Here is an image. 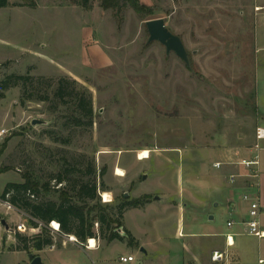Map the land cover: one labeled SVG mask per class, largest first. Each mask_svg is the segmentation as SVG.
Instances as JSON below:
<instances>
[{"label":"rangeland","instance_id":"374dc122","mask_svg":"<svg viewBox=\"0 0 264 264\" xmlns=\"http://www.w3.org/2000/svg\"><path fill=\"white\" fill-rule=\"evenodd\" d=\"M102 1L92 0L86 10L70 0H10L0 9V82L11 75L53 82L69 77L93 104V127L84 130L69 126L67 107L52 113L49 103H22V87L8 91L0 100V197L28 172L52 188L41 199L58 202L54 189L62 188L52 177L65 165L83 170L94 161L98 174L104 172L98 179L106 190L99 192L103 207L114 210L125 200L162 193L173 200L187 186H210L200 172L199 179L189 173L203 162L210 168L208 153L228 145L245 155L257 152L256 130L264 127V0H140L153 12L146 16L130 8L116 14ZM157 19L182 40L190 67L160 43L148 44L146 23ZM34 85L30 91H42ZM51 131L70 143L53 142ZM260 148L264 170V142ZM145 150L150 157L138 160ZM118 167L124 178L116 176ZM105 193L110 203L103 202ZM21 212L0 206V264H31L26 252H10L19 223L27 228L24 235L34 231ZM149 217L139 210L126 217L138 246L100 240L99 251H86L88 242L55 235L54 247L30 254L43 264H123L125 254L135 259L131 264H188L192 240L178 238L177 219L165 217L157 235ZM121 222L124 235L125 218ZM213 226L217 233L227 227L223 219Z\"/></svg>","mask_w":264,"mask_h":264},{"label":"trees","instance_id":"16d2710c","mask_svg":"<svg viewBox=\"0 0 264 264\" xmlns=\"http://www.w3.org/2000/svg\"><path fill=\"white\" fill-rule=\"evenodd\" d=\"M74 6L90 9L92 0H70ZM10 0H0V9L10 7ZM101 6L105 10H112L116 14L125 8L132 9L139 16L152 15L153 12L140 0H103ZM31 8H35L32 4ZM37 86L42 91H30V87ZM22 87V103L38 101L49 103L52 113L58 112L59 107H67L69 110V126L90 130L93 127V104L92 96L78 87L76 81L69 77H62L56 82L44 78L11 75L0 82V100L5 99V94L11 89ZM67 129V126L65 127ZM47 136L57 144H69L68 140L62 139L59 133L48 132ZM6 171V170H5ZM3 172V171H0ZM104 172L98 174L94 161H91L86 169L67 166L58 174L54 175L56 184L62 189H54L59 194L58 202H47L41 199L51 192L49 183L42 184L38 177L32 173H25L23 183H10L4 189L2 198L15 208L30 216L29 224L34 230L31 236L16 233L17 245L12 250L30 254L32 250L43 252L54 247L55 235L50 231L49 225L56 222L60 225L58 236L74 237L81 246L93 239L103 241L106 244L113 242H125L135 246L136 241L132 235L123 229L125 236L118 232L123 228L124 215L129 210L143 208L151 199L144 196L141 199L125 200L113 210L112 206L100 203L99 192L102 184L98 185ZM56 188V187H53ZM101 188V189H100ZM117 210L115 219L112 213ZM95 225L100 226L98 232Z\"/></svg>","mask_w":264,"mask_h":264},{"label":"crops","instance_id":"0c3cea01","mask_svg":"<svg viewBox=\"0 0 264 264\" xmlns=\"http://www.w3.org/2000/svg\"><path fill=\"white\" fill-rule=\"evenodd\" d=\"M208 154L211 157L210 168L207 169L208 167L203 162L199 171H189V173L191 177L199 179L198 173L200 172L201 179L205 178L208 185H210L209 187L200 189L197 185L187 186V191L185 192L184 190L183 194L179 193L178 198L173 200L172 197L162 193L158 198L151 199L143 208L134 210H139L144 215L150 214L152 217V219L149 217L150 224L154 225V230H157L158 233L157 235H159V232L161 233L158 230L161 228L165 217L174 216L177 219L178 228L176 235L178 238L183 239L187 237L192 240L187 246L190 254L188 264H264V239H257L244 234V227L242 225L248 219V204L243 201L242 195L253 193L255 189L251 187L248 180L242 178L237 179L233 185L229 183L231 175H240L244 172L242 167L235 164L242 158L251 157L254 153L251 151L245 155L239 148L228 145L225 148H218L216 151ZM217 163L222 164L221 169L214 167ZM212 168L216 170L214 173H211L210 169ZM258 196L261 206L260 221L264 229L263 168L261 169ZM130 211L133 210L127 211L124 215L125 229L137 241L135 235L126 226V217ZM216 219L225 220L226 225L229 222H233L234 226L232 228H228L227 226L225 231L217 233L213 229L215 228L213 223L216 222ZM200 228L206 229L211 234H198L197 231ZM184 229L187 230L188 234H185ZM207 237L212 238L210 244L203 241ZM227 237L232 238V247H228ZM250 243H254L256 247L250 249ZM136 245L138 246L139 244L136 242ZM91 250H95L96 252L100 249H87L86 251ZM10 252L17 251L10 250ZM142 252L145 251L142 250ZM216 253L224 254L223 260L214 261ZM129 256L131 255L125 254V256L121 257ZM93 263L96 264L95 262Z\"/></svg>","mask_w":264,"mask_h":264},{"label":"built area","instance_id":"2783aa9c","mask_svg":"<svg viewBox=\"0 0 264 264\" xmlns=\"http://www.w3.org/2000/svg\"><path fill=\"white\" fill-rule=\"evenodd\" d=\"M263 9L257 8L256 12H261ZM2 134H5V131L2 132ZM256 140L257 143H259L256 146V153H254L251 157L241 159L238 161L235 165L242 167L246 173L240 174V175H231L229 177V183L235 184L237 179L242 178L245 180H248L251 184V187L255 189L253 193H246L242 195L243 201H245L248 204V219L242 224L244 227V234L248 236L255 237L257 239H264V229L262 228L260 217H261V206H260V199L258 196V189L260 187V177H261V161L259 153L261 151L260 143L264 142V127H259L256 130ZM138 160H143L138 156ZM214 167L216 169H221L222 164H215ZM103 198L104 203H110V201H106L105 195H101ZM0 206L6 208L8 212L14 211L18 214H22V212L15 208L13 205H11L8 201L4 200L0 197ZM228 228H232L234 226L233 222H229L227 224ZM17 232L20 234H25L27 232V228L25 227L24 223H19L17 226ZM50 231L54 235H58L60 233V225L56 222H52L49 225ZM70 243L78 244L77 240L74 237H68ZM227 245L228 247H232V238L227 237ZM88 249H91V247L88 245ZM95 249V248H94ZM224 254L222 253H216L214 256V261H220L223 260ZM119 261L123 264H131L135 261V259L131 256L129 257H121ZM262 263V262H260ZM94 264V263H93Z\"/></svg>","mask_w":264,"mask_h":264},{"label":"water","instance_id":"95a60500","mask_svg":"<svg viewBox=\"0 0 264 264\" xmlns=\"http://www.w3.org/2000/svg\"><path fill=\"white\" fill-rule=\"evenodd\" d=\"M146 28L149 34L148 44L155 42L160 43L165 47L167 55L174 53L187 67H190L189 54L182 40L168 30L164 19L148 21L146 23ZM38 124V121L33 122V125ZM127 196L126 194L125 197ZM2 224L5 225V222ZM122 236H125V233ZM29 259L31 260V264H43L40 257H35L32 254H29Z\"/></svg>","mask_w":264,"mask_h":264},{"label":"bare ground","instance_id":"6f19581e","mask_svg":"<svg viewBox=\"0 0 264 264\" xmlns=\"http://www.w3.org/2000/svg\"><path fill=\"white\" fill-rule=\"evenodd\" d=\"M139 155H140V158L143 159V160L144 159H148L150 157V152L145 150V151L140 152ZM116 176L125 177L126 174H125L123 169L118 167V168H116ZM109 198H111L110 195L105 193L106 201H109ZM88 245L91 247V249H94V248H96V241L91 239V240L88 241Z\"/></svg>","mask_w":264,"mask_h":264}]
</instances>
